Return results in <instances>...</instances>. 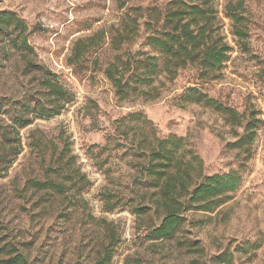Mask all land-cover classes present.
<instances>
[{"label": "rangeland", "instance_id": "rangeland-1", "mask_svg": "<svg viewBox=\"0 0 264 264\" xmlns=\"http://www.w3.org/2000/svg\"><path fill=\"white\" fill-rule=\"evenodd\" d=\"M171 1L0 0V12L16 14L30 28L34 55L28 60L56 74L76 97L60 115L36 118L16 134L14 111L26 98H39V75L0 35V159L15 156L0 178V264H10L16 255L29 264H94L110 242L111 264H216L213 259L225 253L232 264H264V0H244L247 50L237 45L224 16L228 0L218 1L223 33L232 47L219 79L201 81L200 71L188 68L174 82H165L157 100L118 102L104 75L114 57L127 49L111 48L114 29L125 14L133 25L135 9L163 10ZM97 34L101 46L71 64L76 42ZM145 36L142 27L128 48L140 49ZM190 87L241 114H255L260 124L248 152L231 146L243 130L233 129L222 114L177 105ZM132 113L144 114L161 139L185 138L186 148L202 159L205 175L236 172L242 179L238 191L214 212H187L172 239L151 238L160 222L152 210L134 214L128 209L131 200L156 199L155 191L135 184L134 146L149 129L116 124ZM63 147L70 148L63 162L74 156L72 168L85 176L83 182L60 178L57 183L66 185L60 194L35 190L28 181H44L43 170L58 163Z\"/></svg>", "mask_w": 264, "mask_h": 264}, {"label": "trees", "instance_id": "trees-1", "mask_svg": "<svg viewBox=\"0 0 264 264\" xmlns=\"http://www.w3.org/2000/svg\"><path fill=\"white\" fill-rule=\"evenodd\" d=\"M218 1L173 0L163 10L156 7L138 8L134 11L137 17L133 25L130 16L125 14L111 35L110 45L114 51L124 47L127 49L116 55L104 70L118 102L157 100L165 82H174L179 73L188 68L198 69L201 81L220 78L232 47L223 33ZM245 14L244 0L226 2L224 16L230 20L232 34L243 50L248 49L249 38ZM142 27L146 34L144 43L140 49L133 51L128 47L139 36ZM30 34L29 26L16 14L0 12V35L5 38L9 50L24 59L31 73L39 75L40 87L36 92L39 98L28 95L30 98L22 103L19 112L14 111L12 120L16 134L30 126L36 118L46 120L60 115L76 100L72 91L58 80L56 74L28 60L34 55L29 42ZM99 37H102L101 34L79 39L70 63L83 61L92 49L101 46L102 39ZM177 105L181 108L198 105L213 109L222 114L233 129H242L243 135H237L236 142L231 145L235 149L248 152L245 148L251 146L256 138L260 121L255 114H241L209 98L196 87L187 88L177 99ZM2 112L0 105V114ZM131 123L149 129L144 139L134 146L136 153L133 155V163L138 174L135 184L138 188L155 191L156 199L138 204L131 200L128 209L134 214L152 210L158 216L160 222L151 233L153 240L174 238L181 230L187 212L212 213L240 188L242 179L236 172L205 175L202 159L186 148V139L176 136L159 138L153 124L144 114L132 113L116 121L119 126H129ZM147 142L148 145L143 146ZM51 145L55 147L53 141ZM67 152H70V148L63 147V157H60L58 163H49L43 170L44 181H28L35 190L60 194L66 188L64 183H57L60 178L71 182L77 180L78 184L83 182L85 176L79 169L72 168L75 157H69L66 163L63 162L69 156ZM4 159H0V178L1 172L11 166L15 156L9 161ZM142 200H145V196ZM113 245L110 242L103 247L94 264H111ZM213 260L216 264H232V257L227 253ZM9 262L29 264L22 255L14 256Z\"/></svg>", "mask_w": 264, "mask_h": 264}]
</instances>
